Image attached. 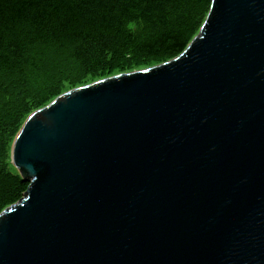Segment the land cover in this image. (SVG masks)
<instances>
[{"label":"water","instance_id":"95a60500","mask_svg":"<svg viewBox=\"0 0 264 264\" xmlns=\"http://www.w3.org/2000/svg\"><path fill=\"white\" fill-rule=\"evenodd\" d=\"M0 264H264V0H210L175 58L29 115Z\"/></svg>","mask_w":264,"mask_h":264},{"label":"trees","instance_id":"16d2710c","mask_svg":"<svg viewBox=\"0 0 264 264\" xmlns=\"http://www.w3.org/2000/svg\"><path fill=\"white\" fill-rule=\"evenodd\" d=\"M209 7L210 0H0V125L13 124L15 136L28 100L54 92L41 86L32 95V88L52 80L57 63L69 61L73 74L86 78L109 59L177 56ZM131 23L142 30L130 31ZM48 53L52 59L43 63ZM26 186L16 171L0 173V212L19 201Z\"/></svg>","mask_w":264,"mask_h":264},{"label":"rangeland","instance_id":"374dc122","mask_svg":"<svg viewBox=\"0 0 264 264\" xmlns=\"http://www.w3.org/2000/svg\"><path fill=\"white\" fill-rule=\"evenodd\" d=\"M207 13L205 15V18L207 16ZM127 28L135 33H139L142 30L141 25L137 23H131L127 26ZM200 28L201 26L197 30L199 31ZM175 57L176 56L134 59L131 56H127L124 59H120V60L109 59L108 62L106 63V66L100 72H98L95 75L88 76L86 78H81L80 76L73 74L72 72L73 68H71V66L69 65L70 64L69 61L57 63L58 65L56 66L57 68L53 70L54 73L50 74L52 80H48L44 82L42 81L36 82L33 84V88H32V95L39 93L41 91V86H44V89H52L54 90V92L52 93V95H50L48 98L44 100L42 99L32 100V101L28 100L27 103L29 105V110H27V113L21 119L23 120L21 125H23L24 121L29 115L45 107L46 105L51 103L54 99H56L58 96L68 91L80 87H85L93 83L108 78H112L118 75L130 74L134 72L147 70L152 67L161 65ZM51 59H52V53L43 55V63L49 64L48 62H50ZM0 84H5V83L0 80ZM13 127L14 125L10 123H7L6 127L4 125H0V173H7L9 171L11 172V170L16 171L11 165V148L13 143L12 140L14 141V138L17 135L20 128L16 131L15 136L11 137L12 135L11 130L13 129Z\"/></svg>","mask_w":264,"mask_h":264}]
</instances>
